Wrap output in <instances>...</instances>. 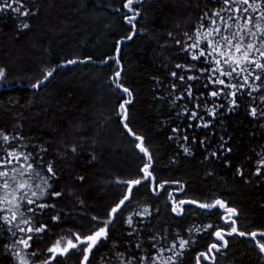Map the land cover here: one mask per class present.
<instances>
[{"label":"trees","instance_id":"16d2710c","mask_svg":"<svg viewBox=\"0 0 264 264\" xmlns=\"http://www.w3.org/2000/svg\"><path fill=\"white\" fill-rule=\"evenodd\" d=\"M24 2L35 14L22 17L12 11L0 12V68L5 69L7 85L32 84L43 78L46 69L61 62L92 58L58 69L37 91L17 86L0 90V130L11 136L19 132L37 146L36 150L46 149L44 163L53 161L59 177L54 189L73 192L65 202L63 195L47 201L55 204V209H46L41 221L51 224V216L65 215L52 226L50 233L37 237L33 243L31 250H39L41 255L35 257L32 264H40L46 258L47 247L57 238L52 233L58 234L62 231L58 229L66 225L76 226L85 206L94 214L104 211L123 194L124 188L114 183L115 177L128 178L144 161L119 125L117 109L127 95L115 89L109 80L117 70L116 41L133 30L124 20V15H131L123 9L125 0ZM215 7L217 5L209 0H142L134 5L140 11L135 21L136 33L132 40L121 44L119 53L123 65L121 82L132 93L131 103L126 107L130 126L146 137L153 150L158 178L180 181L184 185V194H177L175 199L198 202L222 199L228 206L238 209V225L242 230L260 231L264 230V168L260 175L254 173L260 159L257 154L264 151V119H253L249 115L253 102L247 98L239 100V107L231 111L225 105L213 121L214 126L197 129L196 122H192L193 128L189 129L187 118L176 115L187 102L186 96L175 110L170 101L157 98L165 95L158 80L167 86L172 82L170 73L176 70L175 64L193 63L175 41L183 40V32L192 30L190 25L199 20L203 11ZM116 8L120 11H115ZM24 23L29 27L22 28ZM106 58L113 59L102 63ZM197 86L193 84L194 91ZM199 90L203 91L202 86ZM259 95L264 93L257 94L255 106L258 108L264 107L258 102ZM101 96L105 104L99 101L95 104ZM188 106L193 105L189 102ZM26 120L31 123L28 126L35 124L37 132L40 131L39 141L31 140V135L22 131L28 127ZM177 126L186 130L180 133L181 140H169L172 128ZM185 134L189 137L191 155H185L180 147ZM193 137L196 143L192 142ZM47 140L53 141L51 145ZM200 140L210 143L202 146ZM221 143L232 151H221ZM72 145L77 146L76 153L68 151L73 162L60 165L61 160L55 153L59 152L62 157ZM84 149L87 151L83 152ZM213 151L217 152L216 157L210 156ZM125 152L128 155L125 156ZM237 168L243 170V176L237 174ZM81 176L83 181L78 179ZM174 191L176 186H167L159 195L152 194L147 186L135 189L131 202L123 207L111 225L109 240L90 256V264H120L117 253L140 254L136 250L139 238L145 242L144 247L150 248V237H167L164 241L167 245L177 233L195 241L184 252L179 264H196V255L207 252L208 245L213 242L211 232L222 226L223 210L208 212L196 205H185L182 215L174 214L168 200V192ZM144 204L150 206L152 215L140 225L139 237H129L127 233L131 229L126 226L123 213L138 211ZM208 224L214 227L205 231ZM74 226L66 229L75 230ZM226 239L228 247L216 254L215 264H264V257L251 237L233 235ZM257 239L264 243V238L258 236ZM9 242L0 237V264H15L11 253L5 250ZM70 253L59 257L58 264H80V254ZM201 264L210 262L202 260Z\"/></svg>","mask_w":264,"mask_h":264},{"label":"snow or ice","instance_id":"6c2138e0","mask_svg":"<svg viewBox=\"0 0 264 264\" xmlns=\"http://www.w3.org/2000/svg\"><path fill=\"white\" fill-rule=\"evenodd\" d=\"M209 2L217 7L203 11L199 20L194 25H190L192 30L183 32V40L175 41L181 46L182 53L189 56L193 63L175 64L176 70L170 73L172 82L167 86H163V82L158 80L157 83L162 86L161 90L165 95L157 98L170 101L175 110L180 102L185 101L186 96L187 102L176 115L187 118L189 129L193 128L192 122H196L194 126L197 129L214 126L213 121L219 117L225 105L231 111L239 107V100L245 98L253 102L249 115L253 119H264V107L255 106L257 94L264 93V0H209ZM139 3H142V0H125L123 4V9L131 13L124 15V20L133 30L128 36L116 41L117 70L109 78L115 89L122 90L129 97L132 96L131 91L121 82L123 65L119 53L121 44L125 40H132L136 33L135 21L140 11L135 9L134 5ZM205 7L207 8V4ZM114 10L120 11L119 8ZM7 11L22 17L35 14L25 7L24 0H2L0 12ZM28 27L27 23L22 25L24 29ZM169 37H172L171 33ZM91 59L88 56L83 60L78 58L66 60L58 66L46 69L43 78L30 86L34 90L39 89L60 67L85 63ZM111 59L113 58H106L102 63H108ZM183 73H195V75L186 76ZM4 76L5 69L0 68V79ZM193 84L198 85L195 91ZM199 86H202L203 91L199 90ZM189 102L193 105L191 108L188 106ZM258 102L264 105V95L258 96ZM130 103L131 99L119 103L117 117L124 133L133 141L134 149L141 154L144 161L142 166L128 178H117L114 181L116 186L125 188L126 191L107 210L106 217L92 215L89 218L92 227L87 230L76 225L75 230L69 228L62 230L60 234L52 233L57 238L47 247L46 258L42 259L40 264H58L59 257H65L73 250L82 254L80 264H90V256L109 240L111 225L123 207L131 202L135 189L147 186L152 194L159 195L171 184L176 185V191L168 192L172 213L182 215L185 205H196L200 210L208 212L215 209L223 210V215L220 216L223 224L211 232L213 242L208 245L207 252L197 254L196 264H201L202 258L210 264H215L216 254L228 247L229 241L226 237L233 235L251 237L256 241L259 252L264 254V243L257 239L258 236L264 238V230L250 232L242 230L238 225V209L228 206L226 201L219 198L211 202L175 199L177 194H184V185L180 181L160 180L156 175V158L151 146L148 145L143 134L130 126L131 121L126 107ZM182 131L186 130L179 126L173 127L172 135L168 139L181 140ZM188 140L189 137L185 134L180 143L185 155H191ZM0 141H2L0 143V237L10 241L5 245V250L11 253L15 264H32L33 259L41 255L39 250H31L36 238L50 233L52 226L60 222L62 215H65L51 216V224L40 220L46 209H55V204L47 201L61 198L63 195L61 191L54 189L59 177L53 161L44 163L46 149L36 150L37 146L29 143L19 133L11 136L2 130H0ZM192 142L196 143L195 137L192 138ZM199 143L203 146L210 141L200 140ZM224 143L219 146L220 150L231 152L230 148H224ZM67 150L76 153L77 146L72 145ZM257 155L260 159L254 174L260 175L264 168V151ZM210 156L216 157L217 152H211ZM237 174L243 176V170L237 168ZM78 179L83 181L84 177ZM80 203L82 205L83 201ZM151 215L148 204L141 206L138 211L129 213L124 221L131 229L127 236L139 237L140 225ZM213 227V224H208L204 230ZM166 239L167 237L154 235L148 241L151 247L146 248L143 239L139 238L136 250L140 254L125 256L124 253H117L120 264H179L184 252L195 243L194 240L183 238L179 233L175 234V238L167 245L164 243ZM113 247L115 248L116 245L114 244ZM129 249L131 250V245Z\"/></svg>","mask_w":264,"mask_h":264},{"label":"bare ground","instance_id":"6f19581e","mask_svg":"<svg viewBox=\"0 0 264 264\" xmlns=\"http://www.w3.org/2000/svg\"><path fill=\"white\" fill-rule=\"evenodd\" d=\"M128 41V40H127ZM127 41H124V42H127ZM123 42V43H124ZM0 89L1 90H10L15 84H10V85H7V83H5L4 82V80L2 81L1 79H0ZM20 83V82H19ZM16 84H18V83H16ZM33 84V83H32ZM21 85H24V88H26V89H28V90H34L33 88L32 89H29L31 86V84L30 83H26V84H21ZM45 85H43V86H41L40 88H43ZM38 89H35L34 91H37ZM127 95V94H126ZM127 99H132V96L129 98V96L127 95ZM119 108V107H118ZM117 111H118V109H117ZM26 122H27V126L29 125V124H31L30 123V121H28V120H26ZM119 125L121 126V124H120V121H119ZM35 124H32V125H30V126H28V127H25V129H22V131H24L25 130V134L26 135H31V137H30V139L31 140H33V141H35V140H37V141H39V139H40V136L38 135L39 134V132H37V129L35 128ZM121 128H122V126H121ZM19 131V130H18ZM20 131H21V129H20ZM122 131L124 132V130H123V128H122ZM19 133V132H18ZM32 134H36L37 136H32ZM123 134H125V133H123ZM46 142V141H45ZM47 142L51 145V143L53 142V141H48L47 140ZM133 149V148H132ZM85 150L86 149H84L83 150V152H85ZM136 150V149H135ZM79 151V150H78ZM87 151V150H86ZM134 151V149L132 150V152ZM131 152V153H132ZM136 153L137 154H139L138 153V150H136ZM56 155H57V157L59 158V160H61V163H60V165H62V164H67V163H69L70 161L71 162H73V159H71V156H69L68 157V150L66 149V152H65V155H63L62 157H61V155H60V153L59 152H56L55 153ZM124 155L126 156V155H128V153L127 152H125L124 153ZM133 155V154H132ZM139 156H141V154H139ZM59 166V165H58ZM140 166H142V165H140ZM139 166V167H140ZM115 168V167H114ZM118 177H115V179H117ZM168 186H176V185H174V184H171V185H168ZM122 190H123V188H121ZM123 192H124V190H123ZM63 193V197H62V199H63V202H65L67 199H69V197H71L73 194V192H62ZM71 193V194H70ZM152 193V192H151ZM53 200H55V199H53ZM52 200V201H53ZM118 200V198L115 200V201H117ZM114 201V202H115ZM203 202H205V200H202ZM114 202H112L111 204H109L105 209H104V211H102V212H97L96 214H94L92 211H90V210H88V207L87 206H85L83 209H82V213H79V216H81L82 217V219H81V221H76V225H84V227H87V228H90V227H92V225L90 224V220H89V218L92 216V215H97V216H99V217H106V213H107V210L113 205V203ZM49 203H51V202H49ZM133 206V205H132ZM132 209V208H131ZM126 217L129 215V211H125L124 213H123ZM124 219H125V217H123ZM86 221H87V223H86ZM72 226H74L73 224H71V225H66L65 227H61V228H59L58 229V231L59 230H64V229H66V228H68V227H72ZM62 231H59L58 232V234H60ZM263 255V254H262ZM197 256V255H196ZM263 257H264V255H263ZM202 260H204L203 258L201 259V261Z\"/></svg>","mask_w":264,"mask_h":264},{"label":"rangeland","instance_id":"374dc122","mask_svg":"<svg viewBox=\"0 0 264 264\" xmlns=\"http://www.w3.org/2000/svg\"><path fill=\"white\" fill-rule=\"evenodd\" d=\"M5 75H6V73H5ZM1 80L3 81V80H5V78H4V79L2 78ZM4 82H5V81H4ZM0 83H1V82H0ZM5 83H7V82H5ZM98 101L101 102V103H104V104H105V100H104V98H103L102 96L100 97V100L98 99V100L95 102V104H96ZM104 106H105V105H104ZM124 191H126L125 188H124ZM85 230H87V229H85ZM72 252H78V251L73 250ZM72 252H71V253H72ZM71 253H70V254H71ZM78 253L80 254V257H82V254H81L80 252H78ZM69 257H70V256H69ZM206 262H208V261H206Z\"/></svg>","mask_w":264,"mask_h":264},{"label":"water","instance_id":"95a60500","mask_svg":"<svg viewBox=\"0 0 264 264\" xmlns=\"http://www.w3.org/2000/svg\"><path fill=\"white\" fill-rule=\"evenodd\" d=\"M62 63H63V62L59 63L58 65H60V64H62ZM58 65H57V66H58ZM72 65H73V64H72ZM66 66H71V65H65L64 67H66ZM64 67H60L59 69L64 68ZM52 77H53V76H52ZM52 77H51V78H52ZM51 78H50V79H51ZM50 79H48L43 85H45ZM43 85H42V86H43ZM15 86H17V87H24V85H21L20 83L15 84L13 87H15ZM13 87H12V88H13ZM29 89H32V87H30ZM0 90H1V89H0ZM121 91H122V90H121ZM129 98H130V97H129Z\"/></svg>","mask_w":264,"mask_h":264}]
</instances>
